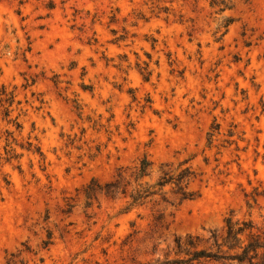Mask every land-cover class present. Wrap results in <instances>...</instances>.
<instances>
[{"label":"rangeland","instance_id":"rangeland-1","mask_svg":"<svg viewBox=\"0 0 264 264\" xmlns=\"http://www.w3.org/2000/svg\"><path fill=\"white\" fill-rule=\"evenodd\" d=\"M229 6L0 0V264L174 258L231 213L264 229V0Z\"/></svg>","mask_w":264,"mask_h":264},{"label":"trees","instance_id":"trees-1","mask_svg":"<svg viewBox=\"0 0 264 264\" xmlns=\"http://www.w3.org/2000/svg\"><path fill=\"white\" fill-rule=\"evenodd\" d=\"M229 2L230 0H210V5L218 7V11L223 12L230 7ZM149 75V73L144 75V78L147 80ZM217 128L218 125H216ZM214 135V130L209 133L210 138ZM33 152L41 154L39 147H36ZM13 156L11 154L8 158ZM147 171L148 163L143 160L138 178L146 176ZM185 172L178 176V182H182L186 177ZM166 176L167 174L160 178L158 186L164 187L172 182V178ZM92 185L93 183L86 189V195L89 198L95 192ZM116 186L117 182H108L99 190L107 195H115L117 193ZM179 189L182 191V199L191 198L192 195L187 194L183 187L180 186ZM131 197L136 202L143 195L138 191L137 194H131ZM49 238H51L50 235ZM49 243L50 241H44L45 246H48ZM25 250L31 252L27 245ZM171 250L176 257L171 258L170 252H168L164 257L144 262L139 261L135 264H264V229L258 227L252 219H235L231 213L225 218V224L220 230H211L207 237L200 234L178 236L175 238V245ZM23 251L11 253L5 264H28V261L21 257Z\"/></svg>","mask_w":264,"mask_h":264}]
</instances>
